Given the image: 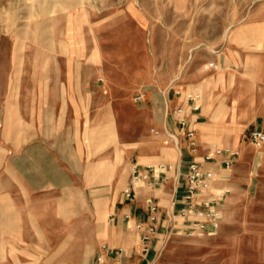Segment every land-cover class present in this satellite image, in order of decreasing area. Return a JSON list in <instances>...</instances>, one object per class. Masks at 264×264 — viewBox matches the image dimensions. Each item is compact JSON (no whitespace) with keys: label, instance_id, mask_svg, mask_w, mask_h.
Returning <instances> with one entry per match:
<instances>
[{"label":"rangeland","instance_id":"1","mask_svg":"<svg viewBox=\"0 0 264 264\" xmlns=\"http://www.w3.org/2000/svg\"><path fill=\"white\" fill-rule=\"evenodd\" d=\"M10 51L90 54L80 62L88 79L95 78V119L78 124L77 139L69 142L77 143L88 159L109 151L114 174L101 182L98 172L81 167V185L65 188L62 202H53L59 195L14 196V181L6 177L0 182V264H98L101 246L114 245L111 233L102 231L118 227V220L112 221L116 215L110 217L112 208L123 196L133 165L141 163L130 151L138 146L133 143L158 139L159 132L172 147L169 137L181 133L170 117L176 102L170 103L175 98L169 88L180 90L185 102L201 94L205 114L217 75H235L246 85L255 74L264 77V0H0V52ZM210 63L217 69H209ZM246 85L231 106H223L222 117L229 116L232 126L214 123L218 135L237 131V120L248 115L252 100ZM141 90L146 100L136 104ZM107 111L111 121L103 122ZM251 130L241 140L248 142ZM176 141L175 159L180 156ZM215 142L198 140L197 157L212 145L231 147L222 145L220 136ZM2 153L7 156L6 149ZM240 174L227 182L232 193L219 233L196 238L166 234L155 264H264L261 160ZM140 191H149L147 184ZM142 222L143 216L133 217L124 228L138 232Z\"/></svg>","mask_w":264,"mask_h":264},{"label":"crops","instance_id":"2","mask_svg":"<svg viewBox=\"0 0 264 264\" xmlns=\"http://www.w3.org/2000/svg\"><path fill=\"white\" fill-rule=\"evenodd\" d=\"M68 54L65 56L60 52L47 51L0 52V148L6 149L7 152V156H3L2 149L0 150V165L4 164L0 169V182L6 177L13 179L15 189L11 192L14 196L59 195L53 202H62L65 188H77L81 185L78 178L81 167L84 169L87 165V169L98 172L97 177L101 182H107L106 178L109 179L107 176L110 172L114 174L109 151L88 159L86 155L80 154L77 143L69 142L77 139L75 130L78 124H85L87 118L90 123L94 121L95 115L91 110L92 106L94 107L96 89L93 86L95 78L91 81L88 79L85 65L80 62L89 59L90 54L87 58H81L79 53L75 52ZM208 67L211 70L217 69L214 63L208 64ZM232 77L229 79L228 75L223 73L217 75L216 88L208 98L206 113L204 114L205 103L202 97L201 111L191 115V122L197 131V140L201 143H218L215 141L219 140L220 136L222 145L228 144L240 151L238 162L231 171L230 180L235 182L244 170H254L259 159L264 168V146L256 149L250 141L241 140L248 130L252 129L249 136L257 130L264 132V77L255 74L247 85L235 75ZM241 82L243 84H240ZM245 85L250 101L252 100L247 107L248 115L237 120L240 129L222 131L218 135L214 123L229 128L232 126L229 116L222 117L223 106H231L235 96L238 97L239 92L245 90ZM174 98L175 101L171 100L170 103L176 102L175 107L186 104L183 95L181 98ZM217 101L221 102L220 105H217ZM110 119V111H107L103 122H109ZM151 122L162 128L161 122L152 119ZM173 123L179 129L176 122ZM157 136L158 139L147 138L133 143L138 146L132 147L130 151L137 155L142 163L138 164L141 166H147L145 163L165 164L171 179L160 186L147 185L149 191H140L132 201L125 198L131 181L129 179L123 196L117 199L110 214V217L116 215L112 221L117 219L118 227L102 231L103 235H107L108 231L111 233V241L114 244L110 245L111 248H124L127 254L109 258L106 264H148L151 260H154L155 264L164 248V236L168 232L166 222L160 226L147 254L142 253L140 232L131 230L130 226L125 229V222L129 219L130 224L133 217L138 221L142 216L146 221V199L150 197L161 206V222L166 217V211L177 213L182 207L184 175L196 156L189 151L188 142L181 133L177 137L180 146V156L177 159L172 154L175 150V140L172 141L169 137L174 146L170 147L169 142L165 141L166 135L161 136L159 133ZM65 147H72L73 150L64 151ZM142 158H147L148 161H142ZM173 160L179 162L172 165L170 161Z\"/></svg>","mask_w":264,"mask_h":264},{"label":"built area","instance_id":"3","mask_svg":"<svg viewBox=\"0 0 264 264\" xmlns=\"http://www.w3.org/2000/svg\"><path fill=\"white\" fill-rule=\"evenodd\" d=\"M175 97L181 98L182 93L174 87L169 88ZM146 100V92L141 90L136 93L134 102L141 104ZM202 95L195 93L187 98L186 104L178 105L170 113V117L179 126L181 134L188 142L189 151L197 157L200 146L197 140V131L192 127L191 115L199 113L202 107ZM159 134V132H155ZM176 141L175 136H171ZM250 143L255 148L264 146V132L254 131L249 136ZM194 158L184 175V195L181 199L182 207L179 211H166L165 219L161 222V206L152 197L146 199L147 219L137 223L136 229L141 234L142 253L150 251V245L159 232L163 222H166L167 234L196 238L201 236H216L224 220L226 199L232 193L227 182L231 178V171L238 162L240 151L231 147L220 148L212 145L205 150L204 155ZM171 178L167 174L165 164L141 166L133 165V172L128 190L125 192L126 200H135L138 189L143 185L160 186ZM220 184V186H219ZM220 187L214 191V187ZM176 203H174L175 205ZM127 254L124 248L113 249L104 244L97 257L98 264H105L109 258ZM154 264V260L148 262Z\"/></svg>","mask_w":264,"mask_h":264}]
</instances>
